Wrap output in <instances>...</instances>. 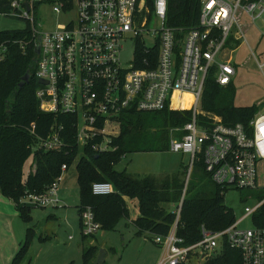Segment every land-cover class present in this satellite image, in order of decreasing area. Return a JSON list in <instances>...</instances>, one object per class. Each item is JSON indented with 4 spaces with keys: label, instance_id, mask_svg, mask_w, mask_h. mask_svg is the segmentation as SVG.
Here are the masks:
<instances>
[{
    "label": "built area",
    "instance_id": "built-area-1",
    "mask_svg": "<svg viewBox=\"0 0 264 264\" xmlns=\"http://www.w3.org/2000/svg\"><path fill=\"white\" fill-rule=\"evenodd\" d=\"M42 1L52 2L58 14L74 11L75 19L54 30L41 29L37 8ZM167 8L168 0L10 1L9 10L0 15L23 18L32 29L39 49L37 79L45 81L39 82L36 97L40 110L55 117L48 135L39 137L33 149H71L65 140V123L58 118H72L79 148L74 165L84 151L116 150L114 139L120 133L121 117L128 111L189 109L191 120L172 129L170 150L191 154V168L203 159L212 180L224 190L254 189L258 165L264 159V112H258L248 127L243 123L230 126L199 104L210 76L222 86L233 81L234 49L229 48L234 39L247 42L240 16L247 14L253 21L263 17L264 0H201L198 23L190 28L168 24ZM129 40L135 44L133 55L124 62L123 43ZM4 50L0 48V61ZM186 94L194 97L192 106L184 102L190 100ZM35 127L32 123L33 133ZM180 132L183 134L176 136ZM68 168L63 164L61 175L45 192H26L21 203L34 207L64 203L59 183ZM35 169L34 163L32 171ZM92 192L107 195L115 188L111 182L95 181ZM263 199L246 206L244 215L222 230L202 226L201 238L191 244L178 235L179 206L171 231L154 235L162 249L156 264H202L220 254L225 245L240 251L241 264H264V226H241L245 218L254 219ZM81 228L83 235H96L101 229L91 206L81 209Z\"/></svg>",
    "mask_w": 264,
    "mask_h": 264
},
{
    "label": "trees",
    "instance_id": "trees-1",
    "mask_svg": "<svg viewBox=\"0 0 264 264\" xmlns=\"http://www.w3.org/2000/svg\"><path fill=\"white\" fill-rule=\"evenodd\" d=\"M10 1L0 0V14L9 10ZM64 1L70 3L71 0ZM200 7L201 0H168V24L187 28L195 26L199 20ZM1 47L5 50L0 61V194L14 203L24 222L31 223L30 213L34 206L21 203V199L26 192H45L61 175L63 164L68 167L73 165L79 153V148H76V129L70 123L72 118L59 117L58 120L65 123V140L71 149H33L39 137L48 135L55 117L40 110L36 97L39 86L36 74L38 55L32 29L26 24L24 28L0 30ZM27 75L29 80L25 81ZM235 94L233 81L222 86L210 76L203 90L201 108L221 116L226 125L243 123L248 127L260 108L255 104L235 105ZM199 117L206 121L204 115ZM191 118L192 111L189 109L166 108L124 113L120 133L114 139L116 150L100 154L84 151L80 155L77 163L80 210L91 206L101 229L113 230L121 219L130 218L126 198L136 199L140 213L132 224L137 234L167 235L177 219L176 211L181 206L177 231L185 244L201 238L202 226L218 231L233 224L236 217L233 209L225 203V190L213 182L203 159L193 166L194 178L184 198L182 176L185 173L159 178L151 174L138 176L126 169H116V165L127 153L170 150V130L182 128ZM32 123L36 125L35 133L31 131ZM182 134L176 133L177 136ZM29 158H32V163L25 176L24 169ZM34 163L36 169L32 171ZM95 181L111 182L115 192L95 195L92 192ZM254 224L264 226V209L254 215ZM34 237V230L29 227L11 264H21L26 260ZM95 238V235L82 236L81 264H96L98 248L95 244L86 243V240ZM204 264H241V253L225 245L220 254L208 258Z\"/></svg>",
    "mask_w": 264,
    "mask_h": 264
},
{
    "label": "rangeland",
    "instance_id": "rangeland-1",
    "mask_svg": "<svg viewBox=\"0 0 264 264\" xmlns=\"http://www.w3.org/2000/svg\"><path fill=\"white\" fill-rule=\"evenodd\" d=\"M52 6V2L42 1L40 8H37V19L41 24V29L54 30L58 25L75 19L76 13L74 11L58 14ZM240 19L247 42L240 40L237 46L229 48V50L234 49L232 59L236 69L233 76L236 88L234 103L237 106L255 104L264 110V65L262 67L259 65V63L264 62V16L253 21L249 15L243 14ZM26 24L27 21L23 18L0 15V30L24 28ZM123 44L125 48L122 58L124 62H128L132 58L135 44L132 40ZM186 95L190 100L185 99L184 102L188 106H192L195 101L194 97L191 94ZM199 106L201 108V101ZM170 132L172 133L171 130ZM172 136L173 134H171L170 140ZM31 163L32 158H29L24 169L25 176L30 171ZM116 169H126L127 172L138 176L151 174L159 178L180 176L185 173L182 176L184 180L182 198L186 195L189 183L194 178L192 175L194 168H191V154L171 150L127 153L116 165ZM185 188L186 191H184ZM224 193L226 205L233 209L236 219H239L244 215L246 206H254L264 197V160L258 165L256 188L238 189L231 187L227 188ZM59 194L64 203L51 207H33L30 213L32 220H34L31 226L35 227L38 234L44 237V240L41 241L35 237L34 245L29 247L28 253L38 257L36 264L82 263L83 233L79 207L80 185L77 164L71 165L62 174ZM128 203L131 218H135L138 214L137 201L129 199ZM261 209H264V205L258 211ZM1 221L0 219V250L3 246L14 250L29 224L21 219H15L10 227H7V225L3 226ZM254 225L253 216L245 218L241 223L242 227H253ZM10 229L13 232H10ZM95 237V239L86 240V243L95 244L98 248L96 264H156L162 254L161 247L153 240L154 234L143 233L138 235L131 219H121L113 230L100 229ZM101 249L105 251L104 260L98 263ZM16 250L19 248L15 249V254ZM192 264L201 263L192 261Z\"/></svg>",
    "mask_w": 264,
    "mask_h": 264
},
{
    "label": "crops",
    "instance_id": "crops-1",
    "mask_svg": "<svg viewBox=\"0 0 264 264\" xmlns=\"http://www.w3.org/2000/svg\"><path fill=\"white\" fill-rule=\"evenodd\" d=\"M240 41L238 40H233L232 42V46H237V44L239 43ZM258 112H264L263 109H259ZM264 160V159H263ZM261 160V161H263ZM260 161V162H261ZM259 162V163H260ZM146 175H150V174H146ZM128 200L129 198H126V201H127V204L129 206V203H128ZM130 200H136V199H130ZM137 201V200H136ZM133 202V201H132ZM137 211H138V214L135 218H131V213H130V218L131 221H133L134 219H136L139 215V207H138V202H137ZM15 205L11 202V200L5 198L3 195L0 194V219L2 220V225L5 226L7 225V227H10V224L15 220V219H21L20 216H19V213H18V210L15 209ZM130 209V208H129ZM12 216L10 219L9 217ZM6 220H5V219ZM22 220V219H21ZM34 220H31V223H28L29 226H27L26 228V232L24 235H21V238L19 239L18 243H17V246L16 248H20V245L21 243L25 240V237L27 235V229L29 227H31L34 232H35V237H38L39 240H44V237L41 235V234H38L37 230L35 229V227H32V223H33ZM27 224V223H26ZM11 231L10 232H13L12 229H10ZM35 237L33 240H35ZM31 245H34V241L32 242ZM15 248V249H16ZM15 249L12 250V249H9V248H3L0 250V264H11L12 262V259L14 258L15 256ZM18 252V250H16V253ZM29 252V251H28ZM38 257L36 255H31L30 253H28V257L27 259L23 262L24 264H36L38 261Z\"/></svg>",
    "mask_w": 264,
    "mask_h": 264
},
{
    "label": "water",
    "instance_id": "water-1",
    "mask_svg": "<svg viewBox=\"0 0 264 264\" xmlns=\"http://www.w3.org/2000/svg\"><path fill=\"white\" fill-rule=\"evenodd\" d=\"M36 51H37V53H39V49H37ZM28 80H29V75H27V76L25 77V81H28ZM39 82L43 83V82H45V81L42 80V79H39ZM21 85H22V84H21ZM97 156H98V155H97ZM104 255H105V251H104L103 249H101V251H100V255H99L98 263H100L101 261L104 260Z\"/></svg>",
    "mask_w": 264,
    "mask_h": 264
}]
</instances>
